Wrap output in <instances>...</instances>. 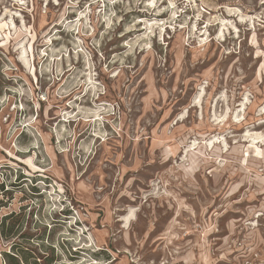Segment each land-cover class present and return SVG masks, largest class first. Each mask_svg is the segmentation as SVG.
Here are the masks:
<instances>
[{
    "label": "rangeland",
    "instance_id": "374dc122",
    "mask_svg": "<svg viewBox=\"0 0 264 264\" xmlns=\"http://www.w3.org/2000/svg\"><path fill=\"white\" fill-rule=\"evenodd\" d=\"M171 2L180 16L157 15ZM0 13V264H264V143L245 160V134L264 139V0H0ZM213 135L226 152L204 146Z\"/></svg>",
    "mask_w": 264,
    "mask_h": 264
},
{
    "label": "bare ground",
    "instance_id": "6f19581e",
    "mask_svg": "<svg viewBox=\"0 0 264 264\" xmlns=\"http://www.w3.org/2000/svg\"><path fill=\"white\" fill-rule=\"evenodd\" d=\"M17 1H19V0H17ZM153 6H154V8L156 7L154 4H153ZM171 7V8H170ZM153 8V9H154ZM175 8V6L173 5V3L171 2V5L169 6V8H166L165 10H160V9H158V12H157V15H160V14H162V13H164L165 11L168 13V14H171V15H169L168 16V19H170V20H173L174 19V17H176V16H180V15H178V11L179 10H176V9H174ZM1 12H2V10H1ZM228 15H234V14H236V11L234 10V9H228V12H226ZM1 14V13H0ZM2 18H4V20L6 21V24H7V28H8V30L10 31V33H15V30H16V27H15V21H14V19H15V17H20V15L17 13V11L16 12H14V11H11V10H9V9H7V8H4V10H3V12H2ZM84 15V12H80L79 13V16L77 17V19H82L81 17ZM238 15V14H237ZM196 16H197V19L199 18V17H201V14L199 13V12H197V14H196ZM248 16V15H247ZM85 17H86V15H85ZM212 17V16H211ZM246 17V16H245ZM242 20H243V18L242 17H240ZM8 19V20H7ZM217 19H219V17L217 18ZM215 17L214 18H208L207 19V25H206V29H207V26L208 25H211V24H215V23H217L216 21H218ZM3 20V19H2ZM220 20V19H219ZM241 20V21H242ZM245 20V19H244ZM78 22V21H77ZM166 22H168V20H166V21H162V24L163 23H166ZM220 23L222 24V26L220 27V29L218 30L219 31V33H218V36H223V34H224V31H223V29L224 28H226V27H224V25L226 24L225 23V20H224V18H222L221 19V21H220ZM180 26H182V25H180ZM195 26V25H194ZM155 27H157V28H159V24H158V21H154V22H146L145 23V25H144V29H145V31H144V36L146 35L147 36V38H149L150 37V35L148 34V32L149 33H152L153 31H154V29H155ZM184 27L185 26H182L181 27V29H184ZM193 31V30H192ZM194 32V31H193ZM194 33H196V32H194ZM204 33H206V30L204 31ZM27 37H26V41H27ZM0 40H3V37H2V35L0 34ZM15 49L18 51L19 50V53H17V62H19V64H21V67L22 68H24L25 70H28V71H30L31 70V67H30V63H29V60H28V57H27V52H26V47H25V43L24 42H22V41H20V42H18L17 43V45L15 46ZM40 55H45V52H42V54L40 53ZM51 56H53V55H51ZM7 69H9V68H7ZM89 79H91V77L89 78ZM201 89V88H200ZM199 95L200 94H198L196 97H195V101H194V103H193V106L192 107H197V105H198V103L196 102V98H198L199 97ZM241 111L244 113V111H245V106H246V103L245 102H241ZM262 110L264 111V106L262 107ZM93 117H94V119L96 120V119H98L97 117H99V112H98V110L97 111H95V113L93 114ZM218 117V116H217ZM68 119V120H67ZM65 120H67V121H71L72 119H69L68 118V116H64V118H63V121H65ZM214 124L215 125H223L225 122H226V119H224V118H214ZM238 122L239 123V115H235L234 116V119L232 120V122ZM263 135H262V133H253V134H249V133H246L245 134V138H246V140L245 141H247V142H249V145L251 146V147H253L254 148V153H253V156H250L249 155V153H247V155H246V158H245V160L246 161H248V159L250 158V157H253V158H255V159H257V158H262V153H261V151H260V149L258 148L259 147V144H262V143H264V139H263V137H262ZM223 142V141H222ZM222 142H221V140H220V137L217 135H213V136H211V137H209V138H207L204 142H203V144H204V146L208 149V148H210V150H213L215 147H219L222 151H227V147H226V145H225V147L224 146H222ZM198 144L199 143H197V142H195V141H193L190 145H188V148H186V149H184V155L185 156H187L188 155V153L191 151V149H197L198 148ZM223 144H224V142H223ZM245 157V156H244ZM176 203V202H175ZM133 216H134V211H133V209L132 208H130L129 209V212L127 213V215H125V216H123V218L121 219V222H122V227L123 228H127L128 226H129V224H130V222H131V219H133Z\"/></svg>",
    "mask_w": 264,
    "mask_h": 264
},
{
    "label": "trees",
    "instance_id": "16d2710c",
    "mask_svg": "<svg viewBox=\"0 0 264 264\" xmlns=\"http://www.w3.org/2000/svg\"><path fill=\"white\" fill-rule=\"evenodd\" d=\"M24 176H25V177H28V175H26V174H24ZM32 187H34V186H32ZM32 190H33L32 192H37V190H35V188H32ZM66 212H67L66 210H65V211L62 210V211L60 212V214L66 216V215H68V213H66Z\"/></svg>",
    "mask_w": 264,
    "mask_h": 264
}]
</instances>
